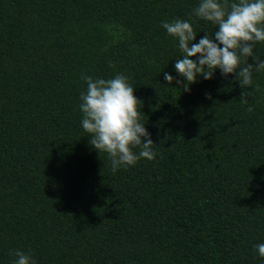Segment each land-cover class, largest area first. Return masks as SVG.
<instances>
[{
    "label": "trees",
    "instance_id": "obj_1",
    "mask_svg": "<svg viewBox=\"0 0 264 264\" xmlns=\"http://www.w3.org/2000/svg\"><path fill=\"white\" fill-rule=\"evenodd\" d=\"M199 3L0 0V264H264V71L245 89L219 69L190 91L164 79L186 83L162 21L190 22L193 43L218 30ZM117 74L157 155L113 172L80 96L83 76Z\"/></svg>",
    "mask_w": 264,
    "mask_h": 264
},
{
    "label": "clouds",
    "instance_id": "obj_2",
    "mask_svg": "<svg viewBox=\"0 0 264 264\" xmlns=\"http://www.w3.org/2000/svg\"><path fill=\"white\" fill-rule=\"evenodd\" d=\"M194 15L217 25L218 30L211 38L205 34L198 43H193L197 33L190 22L182 19L162 21L161 27L178 40L183 56L176 60L174 67L186 83L167 72L164 79L169 85L173 81L178 85L183 83L184 91H190V85L197 81L198 75L211 80L219 69L225 77L234 74L242 89L251 87L253 73L264 71V59L254 52L255 44L264 42V0L232 3L229 0H200ZM249 57L254 59V64L248 63ZM82 79L87 83L86 92L80 96L82 128L90 134V145L99 153L108 154L112 171L121 166H134L141 158L155 159L157 153L151 136L139 122L140 101L127 77L117 74L111 79L91 76ZM256 90H259L258 85ZM241 102L248 103L244 91ZM247 110L252 112L254 108L249 105ZM134 148L140 151L135 153ZM254 247L264 257V243ZM9 255L16 257L13 264H37L32 255L20 250H12Z\"/></svg>",
    "mask_w": 264,
    "mask_h": 264
}]
</instances>
